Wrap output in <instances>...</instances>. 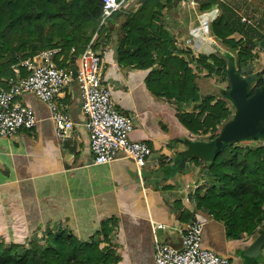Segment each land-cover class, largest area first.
I'll return each mask as SVG.
<instances>
[{"label": "crops", "instance_id": "0c3cea01", "mask_svg": "<svg viewBox=\"0 0 264 264\" xmlns=\"http://www.w3.org/2000/svg\"><path fill=\"white\" fill-rule=\"evenodd\" d=\"M202 1L182 0L165 8L163 15L194 57L224 55L227 48L210 33L221 10L213 3L201 11ZM240 1L244 8L251 7V14L254 8L261 11L257 22L236 9ZM225 3L264 35V0ZM116 39L114 31L111 41L94 51L101 58L102 80L117 110L133 118L132 140L151 149L146 165L137 174L134 163L124 157L94 164L75 80L57 99L58 109L72 123L62 139L55 135L48 107L31 94L23 95L22 101L35 114V126L0 138V239L28 240L38 228L58 226L86 241L106 228L115 264H154L156 246L180 249L181 231L197 218L203 224L204 248L227 258L228 264H264V242L255 245L259 234L231 239L221 221L196 207V196L208 187L202 170L211 160L215 139L209 141V132L191 133L178 121L177 113L193 111L195 102L154 96L145 83L149 70L117 61ZM4 81L1 77L0 83ZM103 238L100 233L98 240Z\"/></svg>", "mask_w": 264, "mask_h": 264}, {"label": "trees", "instance_id": "16d2710c", "mask_svg": "<svg viewBox=\"0 0 264 264\" xmlns=\"http://www.w3.org/2000/svg\"><path fill=\"white\" fill-rule=\"evenodd\" d=\"M133 9L122 8L101 22V0H0V79L12 76L11 66L20 59L32 57L46 49L60 48L63 59L58 62L67 68L91 42L98 50L111 41L114 31L116 57L119 64L147 69L145 83L154 96L177 103L195 102L193 111L178 112L176 117L189 132H209V141L220 131L221 122L228 118L229 110L222 99L199 96L190 61L174 55L175 38L162 21L163 10L182 0H137ZM216 3L221 14L210 26V33L227 48L224 58L216 54L197 56L196 70L208 75L227 77L229 62L236 66L237 74L245 75L251 52L264 39L263 32L240 21L236 12L220 0H203L199 10ZM120 18L123 22L117 25ZM13 33L39 42L30 47ZM240 36L239 45L232 36ZM9 54L10 60L1 56ZM211 61L207 63V61ZM226 79V78H224ZM0 89L6 88V82ZM264 81L257 80L255 87ZM253 90L249 91L251 95ZM217 134L214 135V131ZM258 140V139H257ZM228 155L222 156L224 150ZM202 181L208 187L202 196H196V207L205 209L223 223L227 237L239 239L258 235L264 222V149L257 147L224 146L215 152L211 145V160L202 170ZM102 233L104 238L98 240ZM106 228L86 241L79 240L71 231L58 226L46 227L40 237L33 234L27 242H5L0 239V264H115V250L107 239ZM103 244V246H100Z\"/></svg>", "mask_w": 264, "mask_h": 264}, {"label": "built area", "instance_id": "2783aa9c", "mask_svg": "<svg viewBox=\"0 0 264 264\" xmlns=\"http://www.w3.org/2000/svg\"><path fill=\"white\" fill-rule=\"evenodd\" d=\"M127 1L101 0L100 23L121 10ZM240 21L248 23L244 18ZM91 42L71 64L75 70L74 78L71 65L67 68L58 65L63 59L60 48L46 49L24 59L16 57L17 62L11 66L12 76L6 79V88L0 89V138L12 137L35 126L32 108L22 101L23 95L31 94L48 107L55 124V135L62 139L72 123L58 109L57 99L64 88L75 80L80 91L81 110L86 118L85 128L94 164H107L124 157L134 163L137 174H140L151 149L147 143L129 138L134 127L133 118L117 110L111 90L102 80L101 58L91 49ZM202 229L199 219H191L180 233V249L167 244L157 245L154 264H228L227 258L202 246Z\"/></svg>", "mask_w": 264, "mask_h": 264}, {"label": "rangeland", "instance_id": "374dc122", "mask_svg": "<svg viewBox=\"0 0 264 264\" xmlns=\"http://www.w3.org/2000/svg\"><path fill=\"white\" fill-rule=\"evenodd\" d=\"M241 3L242 2L240 1V3L236 4L238 6V8L236 7V9L240 13H242L245 18L250 17L252 21L255 20V22H257L259 16L261 15V11L259 9H255V8L251 9L253 14H255V15H253L250 13L251 7L247 6L246 8H244L241 5ZM137 5H138L137 0H130V1L125 3L123 8L126 7V9H131V8L133 9ZM162 18H163L162 21H164V24L167 25V30L170 31L171 36H173V38H175L173 54L175 56L176 55L182 56V53H184L183 57L185 59L186 58L187 59L188 58H194L196 60L197 57L196 56L194 57L193 55H191L190 52L187 51V49H185L183 44H186L187 42H184V40H182V38L179 39L177 36H175V34L172 33V31L169 28L168 22H166L165 15H162ZM122 22H123V18H120L117 25L120 26V24ZM172 28H174L173 25H172ZM117 30L119 31V28ZM118 31H116L117 36L119 34ZM180 31H181V29H180ZM13 36H15V38L17 40L20 39L22 41V39H23L28 45V51L30 50V47H32V46L33 47L39 46V42H37L35 40L34 35L31 36V39H26V40H25V36H21L20 34L13 33ZM94 38L95 37L93 35L91 38V41L94 40ZM232 38L234 40L238 41L240 46H242L244 44L242 39H240L241 38L240 36L234 34L232 36ZM213 48L214 47H211L210 50ZM216 55L219 58H224L223 55H220L217 53H216ZM251 55L254 57V59L250 60L249 64L247 65V68L245 67L242 69L246 72L248 71L247 74H245V75L237 74L236 66L234 65V74L237 75L242 80H247L246 87H247V95L248 96H250L249 91L251 89L253 90L252 94H254L256 91L260 90L264 86V83H263L260 87H257V88L255 87V84H256L258 79L261 78L264 81V47L257 45L256 48L251 52ZM9 56H10L9 54L4 53V55L1 57L4 58L3 60H10ZM210 62H211L210 60L207 61V63H210ZM196 66H197V64L195 61L190 63V67L192 69V72H193V75L195 78L194 82L198 87L199 96L201 98H203L205 96H213L214 99H222L226 103V107L230 113L228 118L221 122L220 132L218 131V135H217V136H219L221 134V132L223 131V129L225 128V126L228 125L235 118V115L237 112V108L234 106L233 101L227 96V93L230 91V89L232 87L231 82H230L229 77H228V70H227V77L224 76L225 74L223 72L221 74H214L213 73L211 75H208L205 70L201 69L200 71H197ZM224 78H226V79H224ZM258 124L260 127L264 128V121H262ZM216 131L217 130L214 131V135L217 134ZM132 132H133V130H132ZM131 133L129 134V138L132 140V138L130 136ZM230 144H232L235 147H243L244 146V147H248L250 149L261 147L264 149V135L258 136V137H248V138H244V139H239V140L233 141ZM227 145H225V146H227ZM228 150L229 149H227V150L225 149L222 153V156H224V155L227 156ZM262 224H264V222L261 223V225L259 226V229L262 230V232H263L264 231V225H262ZM45 228H44V230H45ZM38 229L39 230L36 229L35 232L33 231L34 232L33 234H36V236L40 237L44 230H42L41 228H38ZM2 240L5 242V244H9L10 242H20V243L27 242V240H18V241H9V240H4V239H2Z\"/></svg>", "mask_w": 264, "mask_h": 264}, {"label": "water", "instance_id": "95a60500", "mask_svg": "<svg viewBox=\"0 0 264 264\" xmlns=\"http://www.w3.org/2000/svg\"><path fill=\"white\" fill-rule=\"evenodd\" d=\"M264 47V39L258 43ZM72 78L75 77L74 66H70ZM228 77L231 82V89L227 96L233 101L237 108L235 118L225 126L221 134L211 144L215 152L232 143L233 141L248 137L264 135V128L258 123L264 121V86L250 96L247 95V80H242L234 74L233 62H229ZM264 242V232L255 239V245L260 246Z\"/></svg>", "mask_w": 264, "mask_h": 264}]
</instances>
